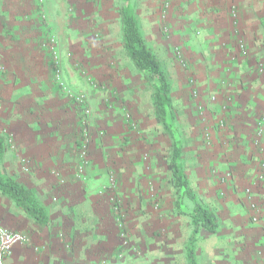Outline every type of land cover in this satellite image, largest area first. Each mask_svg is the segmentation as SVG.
Returning a JSON list of instances; mask_svg holds the SVG:
<instances>
[{"label": "crops", "instance_id": "crops-1", "mask_svg": "<svg viewBox=\"0 0 264 264\" xmlns=\"http://www.w3.org/2000/svg\"><path fill=\"white\" fill-rule=\"evenodd\" d=\"M134 1L129 0L125 4L135 6ZM136 1L143 12L141 32L159 57L169 81L172 76L177 85L181 84V70L173 53V46L178 44L189 57L190 69L198 77V83L209 95L218 96L217 102L208 101V96L202 100L209 105L212 116V146L203 144L199 135L194 139L197 144L183 146V167L191 186L192 183L197 185V191H193L198 200L201 196L213 201L214 204L209 203L208 208L216 209L215 215L219 216L217 231L212 234L220 233V239L209 241V256L201 262L197 255V264H262L257 250L264 247V178L260 179L262 167L256 158L258 153L254 151L253 138L255 121L264 119V74L258 75L255 69L258 58L264 55V0H171L168 17L172 27L170 37H165L160 31L159 8L163 0ZM233 9H236L235 15L231 14ZM241 40L246 43L247 53L240 52ZM35 83H25L27 89L20 95L30 100L34 111L42 112L44 108L45 116L53 119L55 110L50 98L53 91L48 84L44 93L36 91L32 87H42L39 84L42 81ZM13 95L16 98L14 92ZM228 98H231L230 102H226ZM222 102L231 105L222 114L227 119L225 128H219L215 122L221 114ZM26 107L21 105L19 112L13 110V114L8 115V122L21 144L19 151L28 155L32 164L38 167H62L64 174L69 175L73 162L71 146H56L47 140L43 142L42 137L49 135L48 132L33 134ZM6 116L1 112L3 123L7 122ZM51 123V126L56 124ZM199 126L193 129L201 132L209 124L203 122ZM18 154L17 150L6 147L4 158L0 161L3 163L0 172L4 175L6 169L8 176L36 191L49 221L39 224L11 197L0 192V221L12 230L27 233L31 242L16 244L8 257L9 264L144 262L146 257L135 260L131 250H125V259H116L121 242L115 214L107 204L106 196L99 193L100 186L106 182L105 178H101L100 165L93 162L96 167L91 166L89 170V184L80 185L75 178H68L71 181L61 196V206L55 207L51 202L52 179L40 172H37L38 175L25 173L20 169ZM58 159L64 163H58ZM36 179H40L42 186L37 184ZM170 185H173L172 180ZM174 191L173 197H176ZM218 195H222L220 200ZM161 199L158 223L163 233L158 244L141 245L143 255L149 256L151 250L157 249V264H179L178 255H181L183 264H188L186 255L190 238L185 242L184 235L187 232L190 235L194 230L190 216L180 213L177 205H169L166 191ZM189 208L193 209L192 206ZM252 214L259 220L254 224L247 221ZM137 215L139 219L132 222L134 214H131L130 227L139 238L144 233V225L152 226L153 218L144 212ZM36 247L39 249L36 250Z\"/></svg>", "mask_w": 264, "mask_h": 264}, {"label": "rangeland", "instance_id": "rangeland-1", "mask_svg": "<svg viewBox=\"0 0 264 264\" xmlns=\"http://www.w3.org/2000/svg\"><path fill=\"white\" fill-rule=\"evenodd\" d=\"M134 2L135 6L130 7L140 26L143 12L137 1ZM125 5L124 0H0V114L7 115L6 123L0 120V136L4 138L6 147L19 152L20 169L30 175H38L37 172L47 174L52 179L51 202L55 207L61 206V196L71 181L68 178H75L80 185L89 184V170L91 166L96 167L93 162L100 165L101 178L106 182L100 186L99 193L106 196L107 204L115 214L121 242L116 259H123L125 250H131L135 260L146 257L139 264H157V249L144 256L141 245L160 242L163 230L158 223V211L162 207V193H168L170 206L176 205L178 195L173 197L176 189L170 185L173 175L169 169L172 139L156 120L152 82L136 67L124 47L120 12ZM170 10L171 0H163L159 17L160 31L165 37L172 34L168 23ZM242 43L245 41L241 40L239 45ZM173 53L182 76L178 85L171 76V84L183 146L197 144L194 143L197 135L203 144L212 146V116L209 105L202 100L208 96V101L217 102L218 96L209 95L198 83V77L190 69V59L180 45L173 46ZM262 58L264 55L258 61ZM129 80L133 81L128 84ZM29 81L34 84L42 81L39 83L42 87H32L36 91L42 90V93L46 84L51 87L53 96L50 98L55 110L53 119L45 116L44 108L42 112L34 111L30 100L21 97L20 94L27 89L24 84ZM184 83L186 87H182ZM213 96L216 99H212ZM230 101L231 98L226 99V102ZM229 104H220L221 114L215 121L219 128L227 126V119L222 114L230 108ZM21 105L27 106L26 115L28 123L33 125V134L48 132L49 135L42 137L43 142L47 140L56 146H71L73 162L69 175L64 174L62 167H38L32 164L28 155L19 151L21 144L8 122V115H12L13 110L17 112ZM51 122L56 124L51 126ZM203 122H207L209 127L196 132L193 128L200 127ZM259 122L264 126V119H257L255 133ZM206 133H210L211 139ZM253 143L260 163L261 151L255 142V134ZM57 162L64 163L61 159ZM4 171V176H8L7 170ZM36 182L42 186L40 179ZM192 188L197 191V185L192 183ZM38 190L42 191L41 188ZM199 197L206 207L209 203L214 204L209 198ZM217 197L220 200L222 195ZM185 205L187 210L194 207L189 199L185 200ZM140 212L149 213L153 223L152 226L144 225V233L138 238L130 227V217L133 213L134 222L139 219L137 214ZM256 218L252 214L247 221L254 224L259 221ZM121 223L124 224V237L121 235ZM191 234L187 232L184 235L185 242ZM219 237L220 233L212 234L200 228L194 247L201 262L209 256V241L216 242ZM257 253L264 264V247H260ZM178 256L179 264H183L181 255Z\"/></svg>", "mask_w": 264, "mask_h": 264}, {"label": "trees", "instance_id": "trees-1", "mask_svg": "<svg viewBox=\"0 0 264 264\" xmlns=\"http://www.w3.org/2000/svg\"><path fill=\"white\" fill-rule=\"evenodd\" d=\"M124 1L127 2L129 0ZM120 17L123 24L124 47L133 59L136 67L152 82L156 120L163 125L166 133L172 139V157L169 169L172 171L173 185L178 195L176 205L180 213L190 216L191 223L194 226L187 245V260L188 264H197L194 240L201 227L211 233L217 231L218 223L216 215L198 200L183 167V142L173 102L172 84L169 81L167 73L159 57L145 40L133 9L125 5L121 9ZM5 153V140L0 136V161L3 160ZM0 192L11 197L39 224L44 225L49 221L48 214L41 205L36 191L22 184L15 177L4 176L0 172ZM186 199L194 203L192 210H187L185 207Z\"/></svg>", "mask_w": 264, "mask_h": 264}, {"label": "built area", "instance_id": "built-area-1", "mask_svg": "<svg viewBox=\"0 0 264 264\" xmlns=\"http://www.w3.org/2000/svg\"><path fill=\"white\" fill-rule=\"evenodd\" d=\"M233 13L236 14V9H233ZM241 52L247 53L246 44L242 43L240 45ZM256 73L258 75L264 74V58L256 63ZM212 99H216V96H213ZM207 138L211 139L210 133H206ZM255 142L259 145V149L261 151L260 163H261V173L260 179L264 178V126L261 122L258 123L255 133ZM86 147V146H84ZM28 165V162H27ZM28 167H26L27 169ZM247 193H250V189H247ZM122 229V236H125L124 233V224H120ZM29 241L28 236L22 231L12 230L5 226L0 221V264H9L8 257L13 251V248L16 244L26 243ZM262 260L264 261V254Z\"/></svg>", "mask_w": 264, "mask_h": 264}]
</instances>
